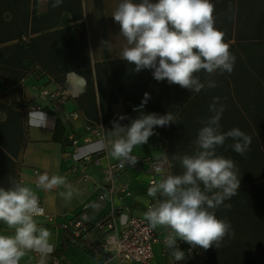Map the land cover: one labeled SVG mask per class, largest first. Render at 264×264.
Segmentation results:
<instances>
[{"label": "crops", "instance_id": "obj_1", "mask_svg": "<svg viewBox=\"0 0 264 264\" xmlns=\"http://www.w3.org/2000/svg\"><path fill=\"white\" fill-rule=\"evenodd\" d=\"M54 2L0 0V187L15 181L41 197L47 215L34 219L51 231L54 244L43 264H56L55 258L60 259L57 264H100L103 231L93 229L87 239L72 244L62 223L86 204L93 222L115 210L144 216L152 199L147 195L152 169L141 158L165 155L171 161V141L167 126L156 127L148 143L133 148L135 164L109 155L106 131L120 115H139L133 108L144 97L139 81L147 79L148 72L137 73L134 65L119 59L126 41L112 14L120 0H62L53 7ZM143 87L151 97L145 113L171 112L162 84L154 97L151 82V90ZM130 119L119 122L127 125ZM98 123L105 124L100 135L94 128ZM115 161H125L126 167L113 180V196L100 199L107 185L105 168ZM44 173L65 177L67 186L38 188V174ZM84 173L89 174L87 180ZM68 191L70 200L61 195ZM163 229L156 228L159 235ZM0 235H14V229L0 222ZM178 246L184 252L182 261L170 256L163 241L155 242L150 264H185L196 254L195 248L189 253L192 247L183 241ZM19 264H42V258L25 251ZM107 264L142 263L110 256Z\"/></svg>", "mask_w": 264, "mask_h": 264}, {"label": "clouds", "instance_id": "obj_2", "mask_svg": "<svg viewBox=\"0 0 264 264\" xmlns=\"http://www.w3.org/2000/svg\"><path fill=\"white\" fill-rule=\"evenodd\" d=\"M61 3L55 0L53 7ZM214 11L212 0H120L112 14L119 25V35L126 41L119 59L134 65L137 73L151 70L158 82L166 80L170 85L199 93L205 84L197 73L203 70L209 76L217 72L230 74L235 64L225 33L215 26ZM216 86L215 80L207 81L208 88ZM150 98L149 93H144L141 104L133 108L139 115L134 119L120 115L106 131L105 146H110L111 157L135 164L131 156L135 146L148 143L156 127L177 123V116L170 111L163 115L145 113L143 109ZM218 103L219 97H214L209 106L213 115L202 121L195 141L198 150L177 157L182 174L165 175L147 189L155 202L144 213V219L152 229H168L164 243L175 261L185 259L178 240L206 251L219 247L232 234L231 224L218 218L214 210L221 205L231 208L224 202L236 195L240 177L236 163L218 155L216 149L231 138V147L243 156L251 138L239 128L221 132L224 106L218 108ZM125 119L130 123L122 125L119 121ZM59 186H67L65 177L38 174V188L51 191ZM61 195L70 200L72 193ZM42 214L39 199L30 187L15 181L8 188L0 187V222L14 229V235H0V264H19L25 251L38 253L43 264L54 244L51 231L38 226L34 219Z\"/></svg>", "mask_w": 264, "mask_h": 264}, {"label": "trees", "instance_id": "obj_3", "mask_svg": "<svg viewBox=\"0 0 264 264\" xmlns=\"http://www.w3.org/2000/svg\"><path fill=\"white\" fill-rule=\"evenodd\" d=\"M212 3L215 26L225 33L224 40L235 55L233 71L213 76L203 70L197 73L205 84L199 93L170 85L166 80L158 82L147 69H144L148 72L147 79L139 81V85L146 93L143 86L151 90V82L154 97L162 91V84V92L169 95L168 106L177 116V123L167 126L166 131L171 141L168 153L174 175L184 171L177 157L198 150L195 144L198 131L202 121L213 115L209 106L214 97H219L218 108L224 106L221 132L239 128L251 138L243 156L233 150L231 138L216 149L218 155L236 163L240 177L236 195L224 202L231 208L221 205L214 210L218 218L231 224L232 234L219 247L206 251L195 248L197 258L193 264H264V0H212ZM208 80H215L217 86L208 88Z\"/></svg>", "mask_w": 264, "mask_h": 264}, {"label": "built area", "instance_id": "obj_4", "mask_svg": "<svg viewBox=\"0 0 264 264\" xmlns=\"http://www.w3.org/2000/svg\"><path fill=\"white\" fill-rule=\"evenodd\" d=\"M27 40V36H23ZM95 132L100 135L105 131V124L98 123L95 125ZM86 158L97 160V157L87 155ZM142 162L150 164L152 173L149 179V185L154 181H158L163 176L170 174L171 161L165 155L157 158L154 156H145L141 158ZM126 167L125 161L111 162L105 168V181L107 185L99 194L100 199L112 197L114 194L113 180ZM160 168L161 172L156 169ZM83 178H89L88 173L83 174ZM39 199V206L43 209V214L39 216H46V210L42 199ZM155 202L154 198L147 204V209ZM53 220L54 217H49ZM62 227L66 232L67 239L70 243H79L82 239H87L93 229L103 231V236L100 241V248L103 255L100 264H107L110 256H118L124 262H140L142 264H150L154 256V243L163 241L168 234V229L164 227V233L159 235L156 228L152 229L144 216L130 214L125 210H115L107 218L97 221H91L88 213V204H86L81 212L72 218L65 220ZM181 243L182 241H177ZM166 252V250H165ZM194 248H189V253H193ZM60 259L55 258L54 263H59Z\"/></svg>", "mask_w": 264, "mask_h": 264}, {"label": "rangeland", "instance_id": "obj_5", "mask_svg": "<svg viewBox=\"0 0 264 264\" xmlns=\"http://www.w3.org/2000/svg\"><path fill=\"white\" fill-rule=\"evenodd\" d=\"M197 258V253L192 255V257L189 259V261H186L185 264H193V262L196 260Z\"/></svg>", "mask_w": 264, "mask_h": 264}]
</instances>
